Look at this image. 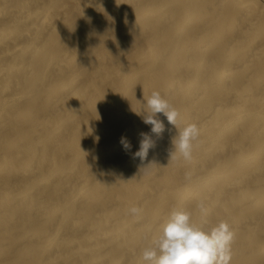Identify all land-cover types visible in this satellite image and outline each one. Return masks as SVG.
I'll use <instances>...</instances> for the list:
<instances>
[{
  "label": "bare ground",
  "instance_id": "bare-ground-1",
  "mask_svg": "<svg viewBox=\"0 0 264 264\" xmlns=\"http://www.w3.org/2000/svg\"><path fill=\"white\" fill-rule=\"evenodd\" d=\"M153 91L200 129L190 161ZM174 209L264 264V0H0V264H146Z\"/></svg>",
  "mask_w": 264,
  "mask_h": 264
},
{
  "label": "clouds",
  "instance_id": "clouds-1",
  "mask_svg": "<svg viewBox=\"0 0 264 264\" xmlns=\"http://www.w3.org/2000/svg\"><path fill=\"white\" fill-rule=\"evenodd\" d=\"M161 113L176 129V134L172 137L174 150L171 152V160L179 156L190 161L194 147L199 142L200 129L196 124L180 128L177 123L180 115L178 110L158 91H153L146 98L142 119L157 136L165 130V125L158 116ZM140 135L139 150L134 156L144 159L154 147V141L148 133ZM121 144L125 150L131 148L130 142L124 137L121 138ZM144 169L147 170L148 166ZM197 208L202 213L206 212L203 201L197 203ZM142 211L138 207L130 209V213L136 218L142 215ZM234 239L235 231L227 221L205 227L194 223L190 212L174 209L166 222L160 225L159 234L142 249L141 257L146 264H231Z\"/></svg>",
  "mask_w": 264,
  "mask_h": 264
}]
</instances>
